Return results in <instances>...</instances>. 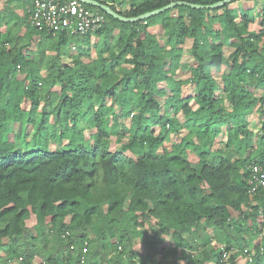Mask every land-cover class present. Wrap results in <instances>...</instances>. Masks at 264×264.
<instances>
[{
  "label": "trees",
  "instance_id": "16d2710c",
  "mask_svg": "<svg viewBox=\"0 0 264 264\" xmlns=\"http://www.w3.org/2000/svg\"><path fill=\"white\" fill-rule=\"evenodd\" d=\"M32 2L0 0V264H264V0L84 3L106 19L85 35L35 28Z\"/></svg>",
  "mask_w": 264,
  "mask_h": 264
},
{
  "label": "built area",
  "instance_id": "2783aa9c",
  "mask_svg": "<svg viewBox=\"0 0 264 264\" xmlns=\"http://www.w3.org/2000/svg\"><path fill=\"white\" fill-rule=\"evenodd\" d=\"M33 8L29 14L31 25L40 30L57 33L85 35L100 29L105 23L104 14L91 10L81 0H33ZM252 188L250 192L264 197V163L252 162L249 165ZM263 221L260 235L264 236V210H261ZM215 241V240H214ZM224 256L228 251L220 246ZM250 259V255L245 257Z\"/></svg>",
  "mask_w": 264,
  "mask_h": 264
},
{
  "label": "rangeland",
  "instance_id": "374dc122",
  "mask_svg": "<svg viewBox=\"0 0 264 264\" xmlns=\"http://www.w3.org/2000/svg\"><path fill=\"white\" fill-rule=\"evenodd\" d=\"M122 1H124L123 2V4L122 5H119L120 6V8L122 9V10H127V9H129V7H130V1L131 0H122ZM252 6H254V3H244L243 1H241V2H238V3H236L235 4V7L237 8V9H240V10H242L243 8H247V7H252ZM258 10V8H256V11ZM259 24H260V18L259 17H257L256 18V20H255V23L252 25V28H254V29H256V30H259L260 29V26H259ZM153 30V32H155V33H157L158 34V36L161 38V39H165L166 38V31L165 30H163L162 28H161V26H156L155 28H153L152 29ZM98 39L96 38V37H92L91 38V43H90V45H88L87 46V48H90L91 50H92V56H94L95 55V42L97 41ZM190 45H191V43H188L187 45H185V59L186 60H191V56H190ZM94 50V51H93ZM232 48L226 43L225 44V55L226 56H229L230 55V53L232 52ZM77 51V49L75 48V47H73V49H72V52H76ZM85 58L87 59L88 57L87 56H85ZM221 70H216L215 68H214V73H215V76L216 77H218V78H220V75H221ZM189 75H190V73L189 72H183V73H181V75L179 76V78H181V79H184V78H187V77H189ZM162 86L163 85H165V84H161ZM179 117H180V119L181 120H184V117H183V115H181V114H179ZM256 115L254 114L253 116H251L250 118H251V120H252V126L253 127H255V124H256V121H257V119H256ZM256 130V129H255ZM19 132L20 131V126L18 125V124H11V128H10V132H9V138L10 139H14V133H16V132ZM30 132H32L31 130H30ZM28 135H29V138H30V133H28ZM89 135V134H88ZM112 143V145H111V150L112 151H115L116 150V147H117V144L115 143V141L113 140V142H111ZM50 148L51 149H53V148H55L56 147V145H55V142L53 141V140H51L50 141ZM235 155H238V154H235ZM239 157H241L242 155H238ZM190 159L193 161V162H195L196 160H197V158H196V156L195 155H193V154H190ZM36 223V217L33 215L32 217H31V219L29 220V222H28V224H29V226L31 227V228H33V226H34V224ZM212 233H213V231H212ZM214 234V233H213ZM215 235V234H214ZM5 254V253H4ZM246 261V259L245 258H241L240 260H239V262L240 263H244Z\"/></svg>",
  "mask_w": 264,
  "mask_h": 264
},
{
  "label": "water",
  "instance_id": "95a60500",
  "mask_svg": "<svg viewBox=\"0 0 264 264\" xmlns=\"http://www.w3.org/2000/svg\"><path fill=\"white\" fill-rule=\"evenodd\" d=\"M232 1H236V0H221L218 2H215L213 4H207V5H203V4H195V3H186L184 1H175V2H171L161 8L152 10L150 12H146L144 14L135 16V17H127L123 14H120L118 11L112 9L108 4L102 3L98 0H81V2H84L85 4H89L98 8L103 9L106 13L110 14L111 16H113L114 18H117L123 22H135V21H141V20H146L154 15L160 14L166 10L175 8L178 5H184L187 4L193 8H197V9H202V8H220L223 7L226 3L232 2Z\"/></svg>",
  "mask_w": 264,
  "mask_h": 264
},
{
  "label": "crops",
  "instance_id": "0c3cea01",
  "mask_svg": "<svg viewBox=\"0 0 264 264\" xmlns=\"http://www.w3.org/2000/svg\"><path fill=\"white\" fill-rule=\"evenodd\" d=\"M13 3H15V1H12Z\"/></svg>",
  "mask_w": 264,
  "mask_h": 264
}]
</instances>
